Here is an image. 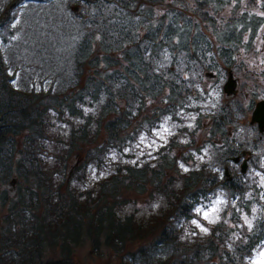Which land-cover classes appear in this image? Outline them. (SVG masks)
<instances>
[{
    "label": "trees",
    "instance_id": "obj_1",
    "mask_svg": "<svg viewBox=\"0 0 264 264\" xmlns=\"http://www.w3.org/2000/svg\"><path fill=\"white\" fill-rule=\"evenodd\" d=\"M165 3L0 0V264H79L75 253L84 249L107 252L117 264H252L263 251L264 182L248 187L247 176L264 175V133L236 103L210 108L202 95L204 74L216 71L219 80L234 69L235 56L255 46L262 19L241 12L242 0H194L196 13ZM205 10L231 15L217 28ZM32 30L42 34L40 45L26 38ZM51 37L69 38V51L55 54ZM32 73L50 79L49 87L29 84ZM155 103L153 121L184 123L180 112L210 119L213 162L178 171V158L190 160L177 156L184 147L171 139L154 160L122 164L80 190L108 148L135 141L133 122ZM155 128L151 122L146 130ZM81 153L88 163L71 169ZM132 193L148 196L147 214L125 211ZM219 194L232 204L227 220L224 213L205 235L187 237L194 211Z\"/></svg>",
    "mask_w": 264,
    "mask_h": 264
},
{
    "label": "rangeland",
    "instance_id": "obj_2",
    "mask_svg": "<svg viewBox=\"0 0 264 264\" xmlns=\"http://www.w3.org/2000/svg\"><path fill=\"white\" fill-rule=\"evenodd\" d=\"M171 3L186 7L190 10V12L196 13L194 12V0H166L164 7L170 6ZM242 8L243 10L241 12L245 11L250 15L260 17L263 24L262 27H260L258 30L256 39L254 41L255 46H248L247 48H243V50H241V52H239L235 56V66L234 69L232 68V70L234 76L238 80V90L236 91V94L234 96L226 99L224 94L222 93V86L226 80V76H223L221 73L220 78L217 82H210V78H203L202 81L204 83V86L202 88V95L207 100H210V108L215 107L216 104L221 105V103L227 105L230 103H236L238 107L243 108L240 110L246 112V115H244V120L245 122L249 123L250 114L247 110L248 106L251 103L252 106H254L256 102L264 99V0H242ZM41 10L42 8L39 11ZM39 11L34 12L33 16L39 15ZM31 12L32 10L29 11V13ZM205 12L209 16L207 17L209 20L215 22V24L217 22V28H219V25L225 21L226 17H229L231 15H228V13L230 12L228 10H226L224 13L222 12L217 14L211 13V10H205ZM33 16L30 18L31 20H28L26 22V24L21 25L22 33H25L28 24H31ZM207 23L210 24V21L201 22L204 30L206 29ZM31 28L32 27L28 29L30 30ZM25 36L29 41H32L37 45H40L38 42H36L37 40H44L39 30L28 31ZM49 45L50 49H52L55 54L69 51L70 48L69 38L67 37H51L49 40ZM41 55L42 53L38 54L37 52H31V57L33 58L39 57ZM214 73L216 75L218 74V72L216 71H214ZM27 81L29 82V84H35L37 87H42L45 89L49 87V84L51 82V80L46 76H43V78H38L37 75L33 73L31 78H27ZM16 84L18 85V81L16 82ZM156 106H158L157 103L150 105V107L148 106V108L144 109L142 116H140L133 122L130 129L131 132L136 131L133 134V138L135 139L133 143L123 145L118 150H115V152H113V149L108 148L106 151V160L101 161L96 166L91 165L87 168V170L84 172L85 179L77 184L80 190L93 189L95 187V184L99 180L106 179L109 174H112V171L115 169V167H118L122 164L125 165L142 163L145 161L154 160V158L156 157L152 156H155L159 152L161 147H166L171 139H177L184 147L180 149L181 151L177 153V156L180 158L184 156L187 158V160H190L188 161V164H186L185 160H181L178 158V171L181 170V172L183 173L189 172L193 169H198L200 165L208 164V161L209 163L213 162L211 157L213 154V149L210 144L212 143V140H207V136H209L210 130V119L208 124L207 118L203 119V117L201 116L196 117L191 113L180 112V118L182 121H184V123L175 125L170 123L169 120H164L163 118H161V116H158L153 121L154 118L150 116L151 110H149V108H154ZM201 108L205 107H203L202 105ZM143 117H145L144 120H142ZM151 122L154 123V126H156V128L154 130L147 131L146 128ZM206 124H208L207 127H205ZM59 126H61L62 130L63 125H61L60 123ZM188 142L191 143V146L187 145ZM214 142L216 145H220V141L218 138H215ZM241 161L238 162V167L240 166L239 163ZM262 161L264 162V160ZM87 163L88 159L86 158L84 153H81L79 155L77 154L73 156L69 163V167L71 169H75L81 165L82 168L83 165ZM228 170L230 171L229 167ZM222 172L223 171L220 170V175H223ZM168 176L174 177L178 180L180 178V175L177 174V171L168 172ZM255 176L257 181L255 180ZM247 179V181H250L249 184H247L248 187H252L255 184L259 186L257 182H264V175L256 171H250ZM11 187L12 186H10V188ZM253 194L254 198H259V192L256 191V193L253 192ZM129 197L130 206H126L125 208V211L127 213H131L136 207L139 209L140 214H147L149 212V205H143L144 201L145 203L150 202L147 195L139 196L132 193L129 195ZM154 203L155 207L159 206L158 203ZM231 207V202L228 199H225L224 194H219L212 205H210L209 203L198 207L194 211L196 217L192 218L190 222L185 225L186 236L191 239L194 235L197 234L205 235L206 233H208V226L211 227V224L220 221L224 213L227 220L228 216L231 213ZM205 213H207V216H205ZM256 213L257 210L256 208H254L251 221L254 219ZM241 219H246V216H241ZM245 221L246 223H248L247 220ZM227 222L231 225L229 221ZM244 227H247L246 224H244ZM133 247V245H130L129 249H133ZM262 252H264V248ZM75 256L79 264L118 263L117 259L112 258L113 255H110L107 252L97 256L93 252H89L88 249H84L76 251ZM260 259L264 258L259 256L253 261V263L256 264V262Z\"/></svg>",
    "mask_w": 264,
    "mask_h": 264
},
{
    "label": "water",
    "instance_id": "obj_3",
    "mask_svg": "<svg viewBox=\"0 0 264 264\" xmlns=\"http://www.w3.org/2000/svg\"><path fill=\"white\" fill-rule=\"evenodd\" d=\"M205 77L206 78H214V75L211 74V73H207L205 74ZM237 78H235L233 76V73H232V69L228 72V76H227V79H226V82L225 84L223 85V92L224 94L226 95V97H232L236 94V91H235V88H236V80ZM250 124L251 125H254L256 124L259 131L260 132H264V100H261V101H258L253 110H252V113H251V117H250ZM246 164L245 162L242 164L241 166V172L244 173L245 172V167ZM226 173V171H225ZM227 174V173H226ZM15 182V180H12L10 183H9V186L10 185H13V183Z\"/></svg>",
    "mask_w": 264,
    "mask_h": 264
},
{
    "label": "snow or ice",
    "instance_id": "obj_4",
    "mask_svg": "<svg viewBox=\"0 0 264 264\" xmlns=\"http://www.w3.org/2000/svg\"><path fill=\"white\" fill-rule=\"evenodd\" d=\"M205 216H207V213H205ZM260 257L264 258V252H261L259 254ZM256 264H264V259H260L256 262Z\"/></svg>",
    "mask_w": 264,
    "mask_h": 264
},
{
    "label": "flooded vegetation",
    "instance_id": "obj_5",
    "mask_svg": "<svg viewBox=\"0 0 264 264\" xmlns=\"http://www.w3.org/2000/svg\"><path fill=\"white\" fill-rule=\"evenodd\" d=\"M214 77H215V79H213V80H215V82H217V81H218V80H217V76L215 75ZM209 78H210V77H209ZM203 86H204V83H203ZM238 87H239V84H238V82H236V89H237V90H238ZM237 90H236V91H237ZM261 100H262V99H261ZM254 105H255V104H254ZM263 133H264V132H263ZM245 154H246V153H245ZM247 158H249V157L247 156L246 159H247Z\"/></svg>",
    "mask_w": 264,
    "mask_h": 264
}]
</instances>
